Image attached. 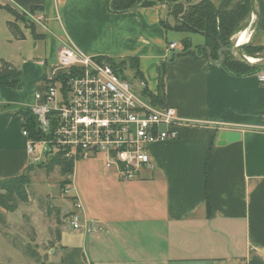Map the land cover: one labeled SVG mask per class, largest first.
<instances>
[{
    "label": "crops",
    "instance_id": "0c3cea01",
    "mask_svg": "<svg viewBox=\"0 0 264 264\" xmlns=\"http://www.w3.org/2000/svg\"><path fill=\"white\" fill-rule=\"evenodd\" d=\"M0 6L19 15L35 7L29 15L42 16L32 29L14 23L22 40L9 30L0 40V54L15 50L0 61L20 71L22 89L0 86V179L28 166L23 120L13 112L34 104L67 43L89 56L136 59L147 91L160 92L181 122L176 140L149 146L152 168L131 181H112L123 188L120 197L76 195L83 227L73 231L64 223L46 260L3 264H264V87L258 72L237 76L200 53L173 55L167 45L174 41L161 30L165 5L121 14L110 13L107 0H0ZM255 45L264 47V28ZM221 133L233 135L217 145ZM25 215L20 206L13 213L0 207V227L16 230Z\"/></svg>",
    "mask_w": 264,
    "mask_h": 264
},
{
    "label": "built area",
    "instance_id": "2783aa9c",
    "mask_svg": "<svg viewBox=\"0 0 264 264\" xmlns=\"http://www.w3.org/2000/svg\"><path fill=\"white\" fill-rule=\"evenodd\" d=\"M33 20L41 21L42 16ZM176 48L174 42L167 45L169 52ZM56 67L28 107L38 136L21 131L28 165L44 163L52 155L73 165L101 156L106 169L131 181L152 168L149 146L176 140L175 128L181 122L175 109L151 104L143 95L145 82L121 78L105 57L86 55L67 43L59 47ZM256 76L264 87V72ZM64 198L70 202L67 225L79 231L81 202L76 194Z\"/></svg>",
    "mask_w": 264,
    "mask_h": 264
},
{
    "label": "trees",
    "instance_id": "16d2710c",
    "mask_svg": "<svg viewBox=\"0 0 264 264\" xmlns=\"http://www.w3.org/2000/svg\"><path fill=\"white\" fill-rule=\"evenodd\" d=\"M256 1L260 11V31L264 28V3L261 0ZM158 4L165 5L167 8L172 5L171 11L168 13L172 15L174 19H177L173 26L166 27L163 22L162 26L165 29L168 28L176 32L192 31L206 38L205 46L203 49L199 48L201 51L198 52H195V50L190 51V42L182 41L180 55L203 54L204 57H208L211 61L219 62L226 71L237 76L255 74L261 71L249 69L235 62L227 52H222L221 55L218 54L220 46L228 47L230 38L242 30L239 29L241 22L251 13L249 0H218L217 4L211 0H201L199 3L190 4L186 8L183 7L182 4H179L178 0H107V9L110 13L121 14L136 7H152ZM0 9L14 18L13 21L7 22V28L14 38L22 40L24 37L14 24L21 20L19 14L7 6H0ZM37 10L38 8L32 7L29 12L34 15ZM31 26L29 29H32ZM243 51L246 56L254 57V55L264 52V47L253 45ZM106 59L121 78L129 79L124 74V70L128 68L132 73V79L144 81L138 69L136 59ZM20 75V71L15 67L5 61H0V86L19 90L21 88L19 80ZM162 81L163 65L161 64L159 69V89L162 87ZM159 94L152 95L147 91V88L143 89V95L149 97L150 103L153 105H162L161 96ZM13 113L22 118V129L27 131L31 138L38 136L34 118L28 107H21ZM73 167L74 165L71 161L63 160L58 155H52L44 163L28 165L24 172L17 177L0 179V207L8 213H13L19 205H26L30 202L26 187L30 181L29 174L34 171V169L45 170L48 174L58 169L62 177H67L72 174ZM69 184L70 181L64 179L60 183V189ZM59 236L60 234L58 231L57 239H59ZM26 248V255L32 257L31 259L35 262L46 260L47 255L41 257L34 249L29 246Z\"/></svg>",
    "mask_w": 264,
    "mask_h": 264
},
{
    "label": "rangeland",
    "instance_id": "374dc122",
    "mask_svg": "<svg viewBox=\"0 0 264 264\" xmlns=\"http://www.w3.org/2000/svg\"><path fill=\"white\" fill-rule=\"evenodd\" d=\"M201 0H178L179 4L183 7H187L190 4H197ZM215 4L218 0H211ZM11 3V1H10ZM13 3V2H12ZM14 6V4H12ZM172 5L167 8V15L165 20V26L175 25V20L168 12L171 11ZM22 9V8H21ZM23 10V9H22ZM28 13H20L21 23L25 27H30L34 20ZM13 17L5 11L0 10V40H3L6 36L7 21H13ZM161 27V26H160ZM254 25L252 23L251 13L247 15L240 24L239 29L241 31L247 30L249 33L253 30ZM163 35L167 34L166 41H174L177 45L176 50L173 51V55L181 51V42H190V50L195 52L201 51L199 48H203L206 43L205 36L192 32H176L168 28L161 27ZM239 33V32H238ZM237 34V33H236ZM231 38L229 43L232 45L235 43V35ZM165 39V36H164ZM30 40V39H29ZM31 42V41H29ZM256 43V42H255ZM30 46V43H27ZM255 45V44H254ZM6 50V49H5ZM3 50L1 56H8L9 53L14 54L15 50ZM244 54V51H243ZM253 59L264 58V52L254 55ZM124 74L132 79V73L127 69L124 70ZM135 84V83H134ZM22 89L13 90L12 92L18 93ZM113 169H106L101 156L91 158L88 160H79L74 164L72 174L67 177H62L58 169L51 173H47L42 169H34L30 175V181L26 187L27 194L29 195L30 202L26 205H19L23 212H27V215L22 216L20 220V227L16 230L14 228L0 227V263L3 264L8 260H29L32 261V257L27 256L25 251L26 247L34 249L41 257L46 255L48 249H50L57 240V232L59 228L66 222V210L69 207V201L64 197L76 194L80 200L83 198H90V192L96 191L99 201L109 199L113 195H122L123 188L113 183V180L124 181L118 178ZM67 179L70 184L67 186L66 193L60 189V183ZM59 208V209H57ZM105 212L106 209L102 208ZM63 228V227H62ZM4 232H8L4 234Z\"/></svg>",
    "mask_w": 264,
    "mask_h": 264
},
{
    "label": "water",
    "instance_id": "95a60500",
    "mask_svg": "<svg viewBox=\"0 0 264 264\" xmlns=\"http://www.w3.org/2000/svg\"><path fill=\"white\" fill-rule=\"evenodd\" d=\"M249 2L251 7V18L254 28L249 33L247 41L240 45H237L236 43L232 45L231 43H229L228 47L220 46L218 54L221 55L222 52H227L235 62L242 64L249 69L261 70L264 69V58L253 59L243 54L244 49H247L255 44L260 28V11L257 1L249 0ZM232 135L233 134L221 133L217 145L225 144L226 141L229 140Z\"/></svg>",
    "mask_w": 264,
    "mask_h": 264
},
{
    "label": "bare ground",
    "instance_id": "6f19581e",
    "mask_svg": "<svg viewBox=\"0 0 264 264\" xmlns=\"http://www.w3.org/2000/svg\"><path fill=\"white\" fill-rule=\"evenodd\" d=\"M248 35H249V32L247 31V30H245V31H240L239 33H237L236 35H235V43L237 44V45H240V44H243V43H245L246 41H247V39H248ZM244 39V40H243ZM242 40V41H241ZM241 41V42H240ZM240 42V43H239Z\"/></svg>",
    "mask_w": 264,
    "mask_h": 264
}]
</instances>
